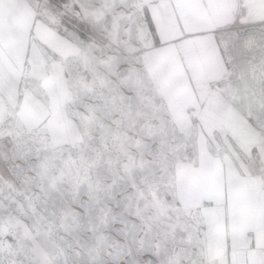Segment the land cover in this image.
<instances>
[{
  "label": "snow or ice",
  "instance_id": "6c2138e0",
  "mask_svg": "<svg viewBox=\"0 0 264 264\" xmlns=\"http://www.w3.org/2000/svg\"><path fill=\"white\" fill-rule=\"evenodd\" d=\"M0 264H264V0H0Z\"/></svg>",
  "mask_w": 264,
  "mask_h": 264
}]
</instances>
